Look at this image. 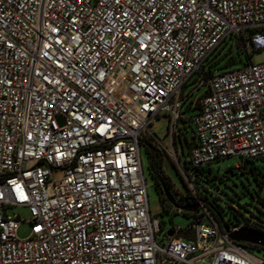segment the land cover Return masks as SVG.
<instances>
[{"label":"built area","instance_id":"1","mask_svg":"<svg viewBox=\"0 0 264 264\" xmlns=\"http://www.w3.org/2000/svg\"><path fill=\"white\" fill-rule=\"evenodd\" d=\"M228 39L248 61L218 70ZM262 50L264 0H0V264H264L229 237L254 220L223 228L200 199L159 242L142 160L152 140L191 185L189 170L264 160ZM188 191L197 203H175Z\"/></svg>","mask_w":264,"mask_h":264},{"label":"rangeland","instance_id":"2","mask_svg":"<svg viewBox=\"0 0 264 264\" xmlns=\"http://www.w3.org/2000/svg\"><path fill=\"white\" fill-rule=\"evenodd\" d=\"M241 46L239 47L235 40L228 39V43L224 47V52L227 56L218 64L219 68L223 70H232L243 66L247 61V57L242 52ZM252 61L254 63L264 62V50L257 52L253 55ZM191 86V85H190ZM187 87L185 92L188 93L191 87ZM203 93V89L196 92L198 96ZM153 131L160 139L165 138L168 132V121L166 117L161 116L153 126ZM190 136V132H189ZM186 153L183 154V146L181 142H178V147L181 152L183 160L189 161L188 146L185 144ZM160 151V150H159ZM163 156V168L162 172L169 178L170 189L174 190L177 194L183 193L185 189H197V183L194 181L192 186L190 182L180 176L175 169L172 160L166 156L163 151H160ZM142 160L145 171V177L148 183V199L149 207L153 215H157L162 222L163 231L158 235V241L162 242L167 232L173 229L175 226H181L183 228L189 226L192 222V218L175 214L176 208L168 206L167 203H162V196L158 189L155 180L153 179L149 169V158L145 148H142ZM238 163L236 158L225 159L220 162L213 163L211 165L210 175L213 177L211 180H207L205 174H201L192 170L198 176L200 183L204 185L206 190H202L206 194L210 201L213 203L223 204L226 206L224 218L231 226L236 223L235 217L232 215L231 208L240 210L245 217H251L255 215V220L264 225V185L261 186L257 183L253 175L249 178L245 177L240 170L233 173V167ZM257 164L264 165L262 160H258ZM182 175V174H181ZM199 187V186H198ZM203 189L202 187H199ZM211 192V193H210ZM216 196V197H215ZM167 207H169L167 209ZM10 214H19L20 218L25 221L22 222L17 230V236L21 240L29 238L31 235V223L27 222L29 214L25 208H14L9 210ZM163 264H170L165 262Z\"/></svg>","mask_w":264,"mask_h":264},{"label":"trees","instance_id":"3","mask_svg":"<svg viewBox=\"0 0 264 264\" xmlns=\"http://www.w3.org/2000/svg\"><path fill=\"white\" fill-rule=\"evenodd\" d=\"M218 70H223L222 68H217ZM194 108H189L188 111L193 112ZM188 133V129L185 128L184 132L181 133V135L179 136L178 142H181L182 146H183V150H185V144L188 146L193 144V139L189 138L187 136ZM146 150V153L148 155L149 158V169H150V173L153 177V179L156 182V185L158 187V189L160 190L161 196H162V203H167L168 206H178V207H182V208H191V209H184V216H188L191 218L194 217H198L201 211V207L198 206V199H200L203 202V205L205 207H207V209L210 211L211 215L213 216V218L218 222V224L223 227V228H228L231 225L229 223H227L225 221L224 218V213H225V209L226 206H224L223 204H218V203H213L210 201L209 197L204 194V192L202 190H206L207 188L204 187V185L202 183H200L198 176L193 172L192 173V186L194 181L197 183V203L195 201V197L191 195L190 191H188L185 195L182 196L181 200H189L191 199L192 201H194L193 203L191 202H187V204L185 205H181L180 203H175V199L173 197L172 192H174V190L170 189V183H169V178L167 176L164 175V173L162 172V168H163V156L160 153L159 149H157L153 143L152 140H147L143 146ZM264 162V160H262ZM174 165V164H173ZM175 169L177 170L176 166L174 165ZM233 169V173H235L237 170H240L243 175L247 178L250 177V175H253V177L255 178V180L257 181V183L261 186L264 185V165L261 166L260 164H257V161L253 160V161H246L244 167L240 168V169H236L235 167L232 168ZM212 168L211 166L209 167H204V168H197L194 169L192 171L201 173V174H205V176L207 177V180H211L213 177H211L210 172H211ZM178 171V170H177ZM178 173L180 174V172L178 171ZM190 174V173H189ZM181 177H183L180 174ZM184 178V177H183ZM202 187L203 189H200L199 187ZM169 192L170 196L169 198L166 197L165 192ZM211 193V192H210ZM216 197V196H215ZM197 206V210L194 211V209L192 207ZM169 207H167L168 209ZM176 208V207H175ZM232 210V215L235 217L236 219V223H234L232 226L234 225H239L242 222H244L245 220H249L250 218L254 220V228L252 230L258 231L259 233H262L264 231V225L259 224L256 220H255V215L252 214L251 217H245L244 214L236 209V208H231ZM175 214L177 213L174 212ZM161 229L163 230L162 227V223H161Z\"/></svg>","mask_w":264,"mask_h":264},{"label":"water","instance_id":"4","mask_svg":"<svg viewBox=\"0 0 264 264\" xmlns=\"http://www.w3.org/2000/svg\"><path fill=\"white\" fill-rule=\"evenodd\" d=\"M165 192V195L167 198H169L170 193ZM194 211L197 210V206L192 207ZM184 209H191V208H184ZM168 236H172V231H168ZM229 237L238 243H248V244H253V245H259L264 247V235L259 233L258 231L255 230H250V229H241L238 232L231 233Z\"/></svg>","mask_w":264,"mask_h":264}]
</instances>
